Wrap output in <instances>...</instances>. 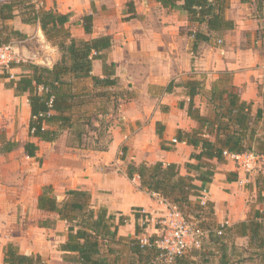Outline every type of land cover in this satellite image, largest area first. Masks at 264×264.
<instances>
[{
  "label": "crops",
  "instance_id": "crops-1",
  "mask_svg": "<svg viewBox=\"0 0 264 264\" xmlns=\"http://www.w3.org/2000/svg\"><path fill=\"white\" fill-rule=\"evenodd\" d=\"M41 2L46 8L69 13L67 27L78 38L112 36L113 45L106 52V61L114 64L118 89L129 90L132 97L120 96L122 124L112 128L105 149L72 147L61 138L62 133L52 142L30 138L27 95H15L13 89L5 87L6 79L0 77V132H6L7 140L19 143L9 151H0V264H4L3 247L9 242L15 244L20 253L39 254L47 264L68 263L57 248L66 240V222L57 219L53 228L37 225L41 219L57 218L56 214L37 208V197L44 185L53 186L59 201L69 189L87 190L95 208L104 206L110 213L129 216V220L118 227V236L139 235L135 233L134 207H141L152 216L151 220L162 215L161 211L168 208L167 203L157 195L140 190L137 178L133 182L129 180L124 169L129 162L162 161L183 166L189 161L192 147L177 141L176 131H190L197 123L187 115L185 108L178 107L179 101L188 100L182 85L165 92L164 87L170 81L180 83L193 76L204 80L202 92H207L220 73L228 72L239 89L240 98L251 103L252 116L257 109L264 108L261 95L264 91V28L259 14H264V2L259 9L255 0H225V16L234 22V28L217 34V45L212 40L215 37L208 43H194L193 37L182 30L192 25L191 31L198 28L206 33L205 25L190 22L181 9L163 7L156 0ZM126 3L130 5L128 11ZM84 14L93 17L91 34L84 32ZM7 23L23 32L30 26L18 17ZM38 33L42 38L38 40L54 55L51 65L46 64L52 66L59 52L36 25V35ZM91 75L103 76L100 60L92 62ZM84 84L86 89L80 86ZM92 90L91 77L74 82L76 93L89 94ZM199 95L194 98L195 105ZM158 123L161 137L157 132ZM261 124L260 121L259 126ZM14 129L17 134L11 136ZM26 141L37 144L35 157L24 151ZM226 158L225 163L213 161L214 177L203 189L206 200L213 205L215 220L232 224L249 217L247 203L252 202L253 197L256 209L261 211L264 201L257 200L255 184L254 194L249 197L251 185H242L239 173L231 164H235L234 161ZM181 172L185 173L183 167Z\"/></svg>",
  "mask_w": 264,
  "mask_h": 264
},
{
  "label": "trees",
  "instance_id": "trees-1",
  "mask_svg": "<svg viewBox=\"0 0 264 264\" xmlns=\"http://www.w3.org/2000/svg\"><path fill=\"white\" fill-rule=\"evenodd\" d=\"M41 1L0 0V45L25 38L23 31L7 23L18 17L24 24L39 25L45 39L57 48L59 58L52 66L31 60L11 62L9 67L19 68L20 72L12 77L7 72L0 77L6 79L5 87L13 89L15 95H27L30 138L52 142L67 130L70 136L68 144L81 147L85 136H88V128L95 127L93 116L101 123L97 117L106 114V105L113 103L117 107L122 98L132 97L131 92L125 89L113 92L119 82L114 75V64L106 61V52L113 45L112 36L78 38L67 27L69 13L46 8ZM156 1L163 7L181 9L190 22L205 25L206 33L200 29L189 32L194 43H208L214 35L234 28V22L225 16V0ZM263 2L255 0L257 8H262ZM92 22L91 14L82 16L86 34L92 33ZM96 59L102 62V77L91 75L92 62ZM87 77L92 79L93 90L89 95L76 93L74 82ZM175 85H182L188 97L187 101H179L178 107L185 108L187 115L197 123L190 131H176V140L192 147L189 161L183 166L162 161L153 164L129 162L125 164V174L129 180L137 178L140 190L159 196L164 202L176 206L183 215L193 214L207 219V229L200 227L204 231L200 248L174 258L170 264H264V211L257 209L244 220L221 224L215 220L212 203L206 200L201 204L199 199L201 190L214 177L213 161H227L224 152L252 151L258 156L264 155V108L257 109L252 116L251 103L240 98L239 89L232 83L228 72L220 73L206 92L210 108L208 114H202L194 102L204 89V80L188 76L180 83L170 81L164 87L165 92H171ZM261 95L264 104V91ZM99 97L97 104L94 103L95 113L80 111L81 107ZM260 121L262 124L259 126ZM159 126L158 123L157 132L161 137ZM18 145L15 141L6 140L2 142L0 151H9ZM23 149L28 156L35 157L38 146L26 141ZM182 167L185 173L181 172ZM254 184L257 200L264 201V174H259ZM37 208L57 215V218L39 220V227L53 228L57 219L66 222V240L57 248L68 263L122 264L123 252L119 245L123 244L127 249V264H158L155 260L159 251L151 244L155 235L147 236V244L140 243L144 219L148 215L141 207L132 208L135 233L139 234L136 237L118 236V227L124 225L129 216L110 213L104 206L95 208L91 194L84 189H69L64 199L59 201L53 186L44 185L37 197ZM241 239H245L246 245L238 244ZM3 263L47 264L39 254L20 253L11 242L3 247Z\"/></svg>",
  "mask_w": 264,
  "mask_h": 264
},
{
  "label": "rangeland",
  "instance_id": "rangeland-1",
  "mask_svg": "<svg viewBox=\"0 0 264 264\" xmlns=\"http://www.w3.org/2000/svg\"><path fill=\"white\" fill-rule=\"evenodd\" d=\"M129 9H130V5L129 4L127 5V3H126L125 10L128 11ZM259 14H260L262 27L264 28V14L261 12ZM191 29H194L192 25L183 29L182 32L189 34V32H191ZM26 30L27 31H24L26 35H25V38L23 40H20V42H17L16 40L12 41L13 48L16 50V52L20 58L19 62L31 60L37 64L51 65L54 55L47 47L44 46V44L41 43V41L38 40V38H41V36L39 33L36 35V26L26 27ZM27 34H29V35H27ZM212 40H213L214 45L218 44L217 39H216V35H215V38ZM7 72H9L10 77H12V76H16L20 72V69L16 68V67L10 68L9 65H7V66L1 65L0 66V75L7 73ZM174 84H176V82H174ZM80 86H84V88L86 89L85 84L80 85ZM118 91H119L118 87L113 88V92L116 93ZM99 99H100V97L93 100L92 101L93 103L86 104L84 107H81L80 111L81 110L85 111L86 114L95 113L94 103L98 102ZM196 105L199 106L200 112L202 114H208L210 112V108L206 104V91H203L197 97ZM119 110H120L119 105L117 107L116 106L114 107L113 103H110L108 106L106 105V114L100 115L97 117L98 120H100V119L102 120L101 123L97 122L96 118H94L95 116H93V123H94L95 127H94V129H93V127L88 128V130H89L88 136H85L84 141H83L84 142V148L101 149V148H104L108 145L109 139H110V134H111L110 131L115 126H121V124H122L121 112ZM16 134H17V129H14L11 136H14ZM6 138H7L6 132L1 131L0 132V141L3 142L5 140H7ZM61 138H64L65 143L70 141V136L68 135L67 131L62 132ZM119 156H121V154H119ZM231 164H232V166H234V170L237 172V174L239 173L238 175H239V179H241L242 185H245V186L251 185V191H250L251 193L249 194V197H250L251 194H254L255 188L253 186H254V181H255L256 177L259 174H264V156L258 157L257 163L254 166V169L250 173L249 172H243L241 170V168L239 169L237 164H233V162ZM131 181L133 182V180H131ZM240 186H241V184H240ZM242 187H244V186H242ZM253 202H254V197H253L252 202L247 203L250 206V211H249L250 215L249 216L253 215V212L255 210H257L256 204H254ZM168 209H170V207L164 208L160 213V214H162L161 216L165 215L166 212L168 211ZM262 209L264 211V208H262ZM184 216L186 217V219L190 225L199 226V227H202L203 229H207L206 228V226H207L206 223L208 222L207 219H203V217L199 218V216H195L193 214H188V215H184ZM160 217H155L154 220H151L150 217H147V220H145V226H144V228L142 227V230H141V231L145 232V235L141 234L140 236L141 237H143V236L147 237V236L155 235V237L156 236L158 237L160 235V229L162 226L161 223H159V221H158ZM155 229L157 231H154ZM202 241H203V239H202ZM237 242L240 245H244V244L246 245L245 239H241ZM119 248H121L122 252H123L121 255L122 256V258H121L122 264H127V260H128L127 249L125 248V246L123 244L119 245ZM190 251H188L186 253V255H188ZM53 254L55 255L54 252H53ZM55 260H57V259H55ZM61 262H64V261L62 260ZM155 262L158 264H170V263H168V261H166L165 258L156 259ZM62 264H71V263H65L64 262Z\"/></svg>",
  "mask_w": 264,
  "mask_h": 264
},
{
  "label": "built area",
  "instance_id": "built-area-1",
  "mask_svg": "<svg viewBox=\"0 0 264 264\" xmlns=\"http://www.w3.org/2000/svg\"><path fill=\"white\" fill-rule=\"evenodd\" d=\"M19 60L20 58L12 43L0 45V66H7L11 62H19ZM224 154L232 159L239 169L241 168L243 172L249 173L254 169L259 157L252 151L243 153L224 152ZM200 194L201 204H205L206 190L202 189ZM167 207H170V209L158 220L162 225L160 235L156 236L151 244L159 251L157 259L165 258L168 263H172L174 258L185 256L188 251L200 248L204 231L199 226L190 225L176 206L167 203ZM147 217L150 216L147 215L144 220H147ZM150 219H152V216ZM140 243L141 245L147 244V237H141Z\"/></svg>",
  "mask_w": 264,
  "mask_h": 264
}]
</instances>
